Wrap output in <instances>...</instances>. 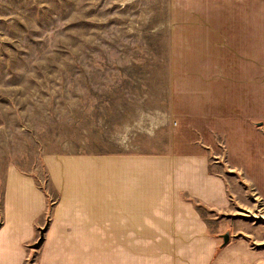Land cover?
Returning <instances> with one entry per match:
<instances>
[{
	"label": "rangeland",
	"instance_id": "rangeland-1",
	"mask_svg": "<svg viewBox=\"0 0 264 264\" xmlns=\"http://www.w3.org/2000/svg\"><path fill=\"white\" fill-rule=\"evenodd\" d=\"M191 111L220 147L244 129L264 151V0H0V229L12 168L48 196L24 264H40L58 158L168 150ZM227 172L228 230L264 248V197Z\"/></svg>",
	"mask_w": 264,
	"mask_h": 264
},
{
	"label": "crops",
	"instance_id": "crops-1",
	"mask_svg": "<svg viewBox=\"0 0 264 264\" xmlns=\"http://www.w3.org/2000/svg\"><path fill=\"white\" fill-rule=\"evenodd\" d=\"M190 114L168 150L58 158L59 203L42 227L40 264H264V248L229 231L235 192L227 172L241 170L264 197V151H250L244 129L220 147ZM47 197L28 173L8 172L0 264H24Z\"/></svg>",
	"mask_w": 264,
	"mask_h": 264
},
{
	"label": "water",
	"instance_id": "water-1",
	"mask_svg": "<svg viewBox=\"0 0 264 264\" xmlns=\"http://www.w3.org/2000/svg\"><path fill=\"white\" fill-rule=\"evenodd\" d=\"M229 237L230 236L228 234L224 236V242L225 243H228L229 242V240H230ZM43 241H44V230L42 231V235H41L40 240L35 244V247L36 248H39L42 245Z\"/></svg>",
	"mask_w": 264,
	"mask_h": 264
}]
</instances>
